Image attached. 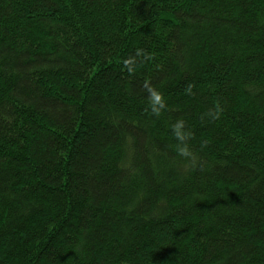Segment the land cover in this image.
Returning <instances> with one entry per match:
<instances>
[{
	"label": "trees",
	"instance_id": "16d2710c",
	"mask_svg": "<svg viewBox=\"0 0 264 264\" xmlns=\"http://www.w3.org/2000/svg\"><path fill=\"white\" fill-rule=\"evenodd\" d=\"M0 264H264V0H0Z\"/></svg>",
	"mask_w": 264,
	"mask_h": 264
},
{
	"label": "clouds",
	"instance_id": "9594fccd",
	"mask_svg": "<svg viewBox=\"0 0 264 264\" xmlns=\"http://www.w3.org/2000/svg\"><path fill=\"white\" fill-rule=\"evenodd\" d=\"M164 108V103L160 99V97L157 94H153L152 96V111L155 114H159L160 109ZM184 127L183 121H177L175 125H173V129L175 131V134L177 136V139L179 141L177 145V152L182 157H191L192 153L188 147L187 139L189 137V134L187 132L181 131Z\"/></svg>",
	"mask_w": 264,
	"mask_h": 264
}]
</instances>
